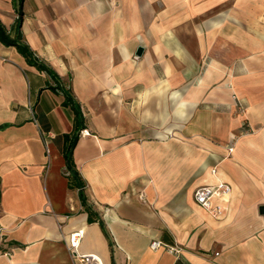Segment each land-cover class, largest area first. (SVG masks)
Here are the masks:
<instances>
[{
  "label": "crops",
  "instance_id": "crops-1",
  "mask_svg": "<svg viewBox=\"0 0 264 264\" xmlns=\"http://www.w3.org/2000/svg\"><path fill=\"white\" fill-rule=\"evenodd\" d=\"M19 13L56 78L0 42V264H264V0H0ZM219 183L215 214L194 193Z\"/></svg>",
  "mask_w": 264,
  "mask_h": 264
},
{
  "label": "trees",
  "instance_id": "trees-1",
  "mask_svg": "<svg viewBox=\"0 0 264 264\" xmlns=\"http://www.w3.org/2000/svg\"><path fill=\"white\" fill-rule=\"evenodd\" d=\"M21 25H22L21 13H19V16L11 31H8L4 27V25L0 22V42L6 45L7 47H16L18 52L27 60L29 64L37 67L41 71L48 72L51 76L56 78V75L53 72V70L45 66L43 63H41L35 56L34 52L29 48V46L23 42ZM64 106L66 107L70 106L75 114V118H74L75 132L71 137L67 136L70 142L68 147L65 149V151H63V156L66 161L65 175L69 179V188L79 190V196L81 202L89 213V222H94L93 219L94 212L89 207L84 193L85 184L82 182L79 172L76 170V165L74 161V148L79 140L81 132L84 130L83 114L79 106H77V104L74 102L73 98L70 95H67L66 101L64 102ZM99 223L103 229L105 236L109 240L111 247H113L114 245L113 239L110 233L108 232L105 224L103 223V221H99Z\"/></svg>",
  "mask_w": 264,
  "mask_h": 264
},
{
  "label": "built area",
  "instance_id": "built-area-1",
  "mask_svg": "<svg viewBox=\"0 0 264 264\" xmlns=\"http://www.w3.org/2000/svg\"><path fill=\"white\" fill-rule=\"evenodd\" d=\"M82 135L88 134L87 130H83L81 132ZM233 149L230 148V151ZM231 192V187L225 183H219L216 186H201L196 189L194 193V199L198 205H200L203 209L212 212V213H219L220 206H214L213 201L214 199L224 198L228 196ZM79 233L73 234L71 237V248L74 250L78 247ZM161 248H164L166 251L172 254H179L181 252L176 246H169L164 244L161 241H154L151 243V249L157 251ZM80 262L82 264H93L97 262V258L95 256H81Z\"/></svg>",
  "mask_w": 264,
  "mask_h": 264
},
{
  "label": "rangeland",
  "instance_id": "rangeland-1",
  "mask_svg": "<svg viewBox=\"0 0 264 264\" xmlns=\"http://www.w3.org/2000/svg\"><path fill=\"white\" fill-rule=\"evenodd\" d=\"M238 108H239V113L240 114H244L245 113V107L241 103L238 104ZM254 132L255 131L252 128H250V126H248V128H246L243 131L242 135H249V134H253ZM230 148L234 149V142L232 143L231 146H229V152L233 153V150L230 151Z\"/></svg>",
  "mask_w": 264,
  "mask_h": 264
},
{
  "label": "water",
  "instance_id": "water-1",
  "mask_svg": "<svg viewBox=\"0 0 264 264\" xmlns=\"http://www.w3.org/2000/svg\"><path fill=\"white\" fill-rule=\"evenodd\" d=\"M143 53V48H139L138 51H137V56H141ZM260 213L261 214H264V206L260 207Z\"/></svg>",
  "mask_w": 264,
  "mask_h": 264
}]
</instances>
